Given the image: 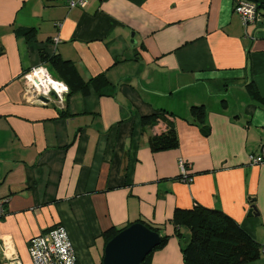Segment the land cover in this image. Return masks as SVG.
<instances>
[{
	"label": "crops",
	"instance_id": "crops-1",
	"mask_svg": "<svg viewBox=\"0 0 264 264\" xmlns=\"http://www.w3.org/2000/svg\"><path fill=\"white\" fill-rule=\"evenodd\" d=\"M235 1L0 0V264H32L30 239L57 224L79 264H102L109 228L144 220L172 235L175 210L195 204L264 242V164L249 162L264 145V17L245 28ZM42 54L111 87L29 103L22 77ZM202 104L208 135L191 115ZM163 109L180 142L153 152L167 125L143 117ZM151 264H185L178 237Z\"/></svg>",
	"mask_w": 264,
	"mask_h": 264
},
{
	"label": "trees",
	"instance_id": "trees-1",
	"mask_svg": "<svg viewBox=\"0 0 264 264\" xmlns=\"http://www.w3.org/2000/svg\"><path fill=\"white\" fill-rule=\"evenodd\" d=\"M259 9L263 19L264 6L259 5ZM25 34L32 37L30 29ZM42 57V63L48 65L52 75L69 85V94L78 90L86 92L88 84L95 85L103 93L111 87L104 73L94 76L89 81H84L69 60L62 59L59 55L49 57L42 54ZM255 96L258 99L261 98L259 94L255 93ZM167 113L168 111L163 109L160 113L156 112L143 117V126L145 127L160 120H163L167 125L166 130L150 137L149 144L153 152L174 149L179 146L180 141L174 121L168 118ZM191 115L193 123L199 125L208 135L210 128L206 124V106L204 104L193 105ZM178 177L183 179L181 175ZM136 222L145 223L162 235L160 244L146 257L143 264H151L155 251L164 248L172 236L178 237L181 242V252L185 264H246L261 256V244L238 221L218 208H208L201 204H195L190 209L177 208L170 220L174 226L172 235L163 233L162 227L154 226L144 220ZM124 228L111 227L106 230L104 232L106 244Z\"/></svg>",
	"mask_w": 264,
	"mask_h": 264
},
{
	"label": "built area",
	"instance_id": "built-area-1",
	"mask_svg": "<svg viewBox=\"0 0 264 264\" xmlns=\"http://www.w3.org/2000/svg\"><path fill=\"white\" fill-rule=\"evenodd\" d=\"M87 3L88 0H69L68 2L71 8H84ZM235 12L240 16L245 28L261 20L259 4L253 0H236ZM54 42L57 45L60 37H55ZM22 79L25 100L29 103L47 104L55 99L65 102L68 97L69 87L64 82L56 80L45 63L30 67L24 72ZM249 162L253 165L264 164V145L257 153L249 155ZM180 172L184 181H193L194 177L184 160L180 162ZM5 214L4 202L0 201V221ZM9 251V244L4 242V255H7ZM29 253L33 264H79L68 230L62 224H57L31 238ZM260 253L264 255V242L261 243Z\"/></svg>",
	"mask_w": 264,
	"mask_h": 264
},
{
	"label": "water",
	"instance_id": "water-1",
	"mask_svg": "<svg viewBox=\"0 0 264 264\" xmlns=\"http://www.w3.org/2000/svg\"><path fill=\"white\" fill-rule=\"evenodd\" d=\"M264 6V0H253ZM41 104V103H36ZM162 235L142 222L116 234L105 246L102 264H143L161 242Z\"/></svg>",
	"mask_w": 264,
	"mask_h": 264
},
{
	"label": "rangeland",
	"instance_id": "rangeland-1",
	"mask_svg": "<svg viewBox=\"0 0 264 264\" xmlns=\"http://www.w3.org/2000/svg\"><path fill=\"white\" fill-rule=\"evenodd\" d=\"M32 264H33V262H32Z\"/></svg>",
	"mask_w": 264,
	"mask_h": 264
}]
</instances>
